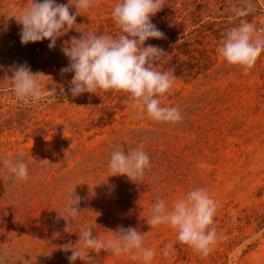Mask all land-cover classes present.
I'll return each mask as SVG.
<instances>
[{"label":"rangeland","instance_id":"1","mask_svg":"<svg viewBox=\"0 0 264 264\" xmlns=\"http://www.w3.org/2000/svg\"><path fill=\"white\" fill-rule=\"evenodd\" d=\"M118 2L94 0L49 49L47 39L21 44L15 16L31 0H0V264H70L62 245L76 244L82 227L107 241L118 225L145 233L144 247L156 253L151 264H264V52L245 75L217 51L241 21L264 28V0H250L253 10L244 16L234 10H246L249 0H163L151 22L166 38L144 46L164 50L155 70L175 79L156 98L180 110L175 124L137 118L138 106L124 92L47 94L52 88L58 94L61 85L67 91L72 79L60 72L69 63L61 50L66 41L80 32L123 34L111 15ZM24 63L47 76L39 81L45 99L28 105L16 99L10 79V67ZM121 145L125 152L143 146L150 167L142 178L110 176V153ZM5 158L26 163L28 179L17 181ZM73 186L82 212L57 220ZM195 188L218 204L217 240L207 256L180 244L171 226L146 222L155 201L171 207ZM75 264L144 262L101 249L85 250Z\"/></svg>","mask_w":264,"mask_h":264},{"label":"clouds","instance_id":"2","mask_svg":"<svg viewBox=\"0 0 264 264\" xmlns=\"http://www.w3.org/2000/svg\"><path fill=\"white\" fill-rule=\"evenodd\" d=\"M94 6V0H68V3H57L56 0H31L18 16L17 23L21 26L20 41L22 45L49 40V49L63 34L73 29L77 15L81 10ZM75 11H70L71 8ZM163 7V0H120L112 10V18L123 33L118 38L107 35L97 36L94 33H82L79 38L73 36L66 41L62 52L69 63L60 69L61 74L72 73L67 91L61 85L59 93L56 88L47 89L48 95L78 97L83 93H95L114 90L128 94V100L138 106L137 118L145 115L153 121L161 123H178L183 116L176 107L162 106L156 98L168 92L174 77L168 73L155 70L154 62L164 50L157 46L145 45L151 39H164L165 34L151 22ZM253 10L248 3L246 10H234L237 16L247 15ZM264 28H257L246 20L227 31L217 49L219 55L230 65H238L246 75L257 58L264 52ZM254 36L256 37L254 39ZM12 91L16 99L25 105L45 99L46 92L41 88L40 79L47 77L43 72L33 73L26 64L13 65ZM17 181L28 179V166L22 160L13 161L5 158L2 161ZM150 167V158L143 146L125 152L123 145L110 153L107 162L110 176L125 175L132 181L142 178L145 170ZM63 212H58L57 220H76L82 212L79 210L81 198L75 195L73 186L67 196ZM218 208L217 202L204 188L189 190L183 197L169 207L164 200H157L151 205V216L146 221L151 228L167 224L177 230L176 239L180 244L190 246L196 253L207 256L217 240L214 217ZM67 217V218H66ZM69 225V223H68ZM68 225L65 231H68ZM114 238L102 241L94 235L90 226L82 227L76 244L69 241L62 245L71 255L70 264L77 259L83 260L85 250L99 252L101 249L114 255L130 254V259L151 264L155 257L153 249L144 247L145 233L136 228L118 225ZM80 243L81 247L76 245ZM169 249L173 246L168 245ZM168 256L166 250L163 253ZM90 260V257H89Z\"/></svg>","mask_w":264,"mask_h":264}]
</instances>
